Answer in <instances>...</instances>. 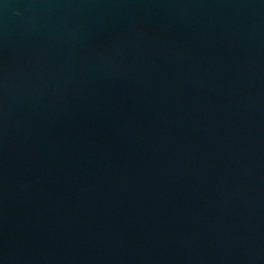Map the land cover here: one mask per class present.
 <instances>
[{
    "label": "water",
    "instance_id": "95a60500",
    "mask_svg": "<svg viewBox=\"0 0 264 264\" xmlns=\"http://www.w3.org/2000/svg\"><path fill=\"white\" fill-rule=\"evenodd\" d=\"M0 264H264V0H0Z\"/></svg>",
    "mask_w": 264,
    "mask_h": 264
}]
</instances>
